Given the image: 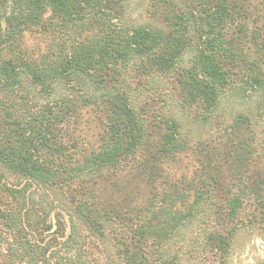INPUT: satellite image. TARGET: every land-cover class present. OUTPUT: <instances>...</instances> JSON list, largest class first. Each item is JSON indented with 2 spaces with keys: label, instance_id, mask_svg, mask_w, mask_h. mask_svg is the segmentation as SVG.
Segmentation results:
<instances>
[{
  "label": "trees",
  "instance_id": "16d2710c",
  "mask_svg": "<svg viewBox=\"0 0 264 264\" xmlns=\"http://www.w3.org/2000/svg\"><path fill=\"white\" fill-rule=\"evenodd\" d=\"M0 218L5 264L226 263L264 238V0H0Z\"/></svg>",
  "mask_w": 264,
  "mask_h": 264
},
{
  "label": "rangeland",
  "instance_id": "374dc122",
  "mask_svg": "<svg viewBox=\"0 0 264 264\" xmlns=\"http://www.w3.org/2000/svg\"><path fill=\"white\" fill-rule=\"evenodd\" d=\"M25 39L24 42L26 45L31 46L35 43L34 37L32 35H24ZM150 101V107H159L162 101H164L166 98L164 94H158L156 91H150L149 98ZM153 99V100H152ZM152 100V101H151ZM166 171H168L170 174L173 175L174 178L179 177L182 174L188 175L192 169H193V160L188 157H179L178 160L166 164ZM8 183L18 184L22 185L24 183L23 180L20 181V179H17L13 176H7ZM51 201H55L54 203ZM35 203H43L46 205L48 202L56 204L57 201L55 200L54 194H52L49 190H45L42 188H38V191L34 192L33 194V201ZM1 220V218H0ZM192 229L190 227H187L183 229L179 235V246L184 248L188 243L189 239L192 237ZM78 241H82L84 244L88 243L86 242L85 233L82 232L77 234ZM8 236V235H7ZM91 244L95 245L92 247L91 250H97L99 252H102L103 249L106 250L109 247L108 245L105 246H98L97 242L94 238H90ZM7 245V239H6V233L5 230L2 229L1 223H0V246ZM87 246V245H86ZM107 247V248H104ZM114 247H112L113 249ZM185 250V249H183ZM66 251V250H65ZM108 251V250H107ZM63 252V251H61ZM102 256V255H101ZM105 255L103 254L102 258ZM5 255L0 250V264H5ZM204 261L203 264H264V238L258 237L253 235L252 233L248 234H242L239 236L238 240L232 247L230 251L229 258L226 263L219 262L216 258H214L211 253H208L204 259H201V262ZM206 261V262H205Z\"/></svg>",
  "mask_w": 264,
  "mask_h": 264
}]
</instances>
